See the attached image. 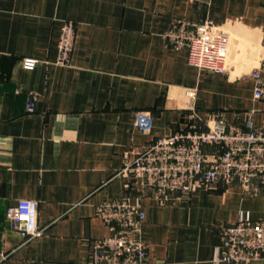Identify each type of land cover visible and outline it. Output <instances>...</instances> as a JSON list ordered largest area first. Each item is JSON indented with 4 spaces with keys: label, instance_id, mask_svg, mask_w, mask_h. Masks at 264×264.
Segmentation results:
<instances>
[{
    "label": "crops",
    "instance_id": "obj_1",
    "mask_svg": "<svg viewBox=\"0 0 264 264\" xmlns=\"http://www.w3.org/2000/svg\"><path fill=\"white\" fill-rule=\"evenodd\" d=\"M179 20L230 34L225 74L201 71L169 46ZM67 21L77 37L62 66ZM24 59L38 64L25 69ZM256 70L264 80V0H0V264H90L93 242L110 236L96 208L121 198L146 213L151 264H216L222 229L241 213L264 219L263 196L202 185L160 206L119 171L125 151L183 131L193 115L264 128ZM136 112L150 114L149 131L136 127ZM21 200L37 203L43 230L29 242L6 217Z\"/></svg>",
    "mask_w": 264,
    "mask_h": 264
},
{
    "label": "built area",
    "instance_id": "obj_2",
    "mask_svg": "<svg viewBox=\"0 0 264 264\" xmlns=\"http://www.w3.org/2000/svg\"><path fill=\"white\" fill-rule=\"evenodd\" d=\"M76 37L75 23L65 22L58 44V65H69ZM165 39L171 48L188 51L191 66L219 75L227 72L230 34L209 20L176 21ZM37 64L35 59L23 60L28 70ZM252 77L254 98L264 101L260 72L254 71ZM33 101L28 105L31 112ZM135 125L149 131L150 114L136 112ZM119 175L131 182L139 181L143 195L149 194L160 206L176 197L187 198L202 185L239 186L248 196L264 197V128L252 121L243 127L222 121L202 123L193 115L183 131L159 137L143 149L131 147L125 151ZM37 210L32 200H21L7 209L11 227L26 242L43 236ZM96 213L109 227L110 236L93 242L90 264H151L141 237L146 213L139 202L132 203L128 198L107 200L96 208ZM221 235L224 251L216 253V264L264 260V219L255 221L248 213H241L234 224L222 229Z\"/></svg>",
    "mask_w": 264,
    "mask_h": 264
}]
</instances>
